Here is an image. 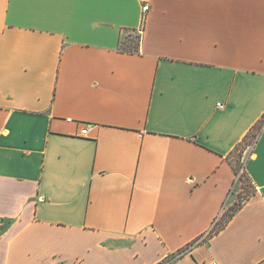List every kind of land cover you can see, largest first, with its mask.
Here are the masks:
<instances>
[{"label": "crops", "instance_id": "obj_1", "mask_svg": "<svg viewBox=\"0 0 264 264\" xmlns=\"http://www.w3.org/2000/svg\"><path fill=\"white\" fill-rule=\"evenodd\" d=\"M212 263L264 264V0H0V264Z\"/></svg>", "mask_w": 264, "mask_h": 264}, {"label": "trees", "instance_id": "obj_2", "mask_svg": "<svg viewBox=\"0 0 264 264\" xmlns=\"http://www.w3.org/2000/svg\"><path fill=\"white\" fill-rule=\"evenodd\" d=\"M139 45H140V35H135V36L134 35H128L123 40H121V47H123L125 49H129V50L135 51V50L139 49ZM253 134L254 133L251 132L245 138V140L241 144L237 145V147L235 148L234 153L236 154V157L238 159V163L240 162V157H242V155H243V151L250 144H252V142L254 140V137H255ZM238 205H237V207H238ZM237 207L235 206V207H233V209H236Z\"/></svg>", "mask_w": 264, "mask_h": 264}, {"label": "built area", "instance_id": "obj_3", "mask_svg": "<svg viewBox=\"0 0 264 264\" xmlns=\"http://www.w3.org/2000/svg\"><path fill=\"white\" fill-rule=\"evenodd\" d=\"M142 3V9L144 13H147L150 10L151 7V0H141ZM220 105V104H219ZM68 122H72L73 119L72 118H68L67 119ZM90 128L88 125H86L82 130H81V134L84 136H87L89 134ZM252 146H248L242 155V162L244 164V161L249 157L250 152H251ZM240 176V175H239ZM212 264H216V263H212Z\"/></svg>", "mask_w": 264, "mask_h": 264}, {"label": "rangeland", "instance_id": "obj_4", "mask_svg": "<svg viewBox=\"0 0 264 264\" xmlns=\"http://www.w3.org/2000/svg\"><path fill=\"white\" fill-rule=\"evenodd\" d=\"M133 34V33H132ZM137 34V33H136ZM134 32V36L136 35ZM250 186H251V182H249V180L247 179V177L245 176V174L241 173V176L239 177L237 184H236V189H241V188H245L244 190H241V197H245L247 196L249 190H250ZM236 206V205H235ZM235 206H232L235 207ZM231 209V208H230ZM231 210H228L227 214L225 215L226 218L228 216V214L230 213ZM224 220V218L222 217L220 222H222Z\"/></svg>", "mask_w": 264, "mask_h": 264}]
</instances>
